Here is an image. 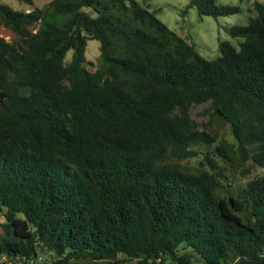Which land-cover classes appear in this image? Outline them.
<instances>
[{
    "label": "trees",
    "instance_id": "1",
    "mask_svg": "<svg viewBox=\"0 0 264 264\" xmlns=\"http://www.w3.org/2000/svg\"><path fill=\"white\" fill-rule=\"evenodd\" d=\"M252 8L209 59L140 0L0 1V264H264V1Z\"/></svg>",
    "mask_w": 264,
    "mask_h": 264
},
{
    "label": "rangeland",
    "instance_id": "2",
    "mask_svg": "<svg viewBox=\"0 0 264 264\" xmlns=\"http://www.w3.org/2000/svg\"><path fill=\"white\" fill-rule=\"evenodd\" d=\"M8 4L12 8L27 10L33 6L48 7L50 0H34V4H28L21 0H0ZM149 5L150 8L156 9V15L164 21L170 28L175 30L181 36L195 44L196 49L206 58L212 59L219 54L218 41L219 39H229L235 46H238L240 37H232L226 30V27L235 23H245L248 17L254 14L252 8L253 0H216L221 3H239L242 9L239 12L212 16L208 14H199L196 6H188L186 11L183 9L188 4L189 0H140ZM264 1V0H261ZM91 16L96 14V11L91 6H83ZM69 17L68 13L48 14L47 20L62 24ZM6 37L10 34L6 29L0 31ZM71 50L65 54V59L71 58ZM85 58L87 61L93 62L90 68H95L102 60L99 41L96 38H86L85 41ZM203 105H195L192 109V116L198 121L206 118L202 114ZM227 133V132H226ZM229 136V134H227ZM41 260V258H40ZM71 264V263H70ZM72 264H88L85 260H79Z\"/></svg>",
    "mask_w": 264,
    "mask_h": 264
},
{
    "label": "water",
    "instance_id": "3",
    "mask_svg": "<svg viewBox=\"0 0 264 264\" xmlns=\"http://www.w3.org/2000/svg\"><path fill=\"white\" fill-rule=\"evenodd\" d=\"M4 97H5V92L2 89H0V102L3 101Z\"/></svg>",
    "mask_w": 264,
    "mask_h": 264
},
{
    "label": "crops",
    "instance_id": "4",
    "mask_svg": "<svg viewBox=\"0 0 264 264\" xmlns=\"http://www.w3.org/2000/svg\"><path fill=\"white\" fill-rule=\"evenodd\" d=\"M29 8H27V10H28Z\"/></svg>",
    "mask_w": 264,
    "mask_h": 264
}]
</instances>
